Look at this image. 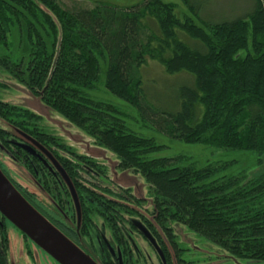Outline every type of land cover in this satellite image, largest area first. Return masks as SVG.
<instances>
[{
    "label": "trees",
    "instance_id": "1",
    "mask_svg": "<svg viewBox=\"0 0 264 264\" xmlns=\"http://www.w3.org/2000/svg\"><path fill=\"white\" fill-rule=\"evenodd\" d=\"M60 1L0 0V67L112 151L119 169L142 174L152 197L155 224L170 239L169 224L177 222L233 258L264 261V175L215 178L226 164L197 167L183 163L186 159L181 156L149 158L162 146L129 130L114 105L89 95L102 81L111 94L140 111L148 110L147 118L172 139L264 154V0H253L252 9L243 16L213 21L202 18L199 6L191 0H181L189 12L183 17L176 14L175 4L161 0H142L125 8L96 4L89 9L64 8ZM14 29L27 43L21 54L8 41ZM177 31L196 41L194 47L181 41ZM147 59L158 62L167 74L184 72L191 77L192 85L177 91L175 112L155 113L144 105L139 71ZM18 131L51 151L78 193L85 190L76 166L63 153L75 155L87 166L96 160L71 150L46 129L38 114L0 100V152L29 170L65 221L71 206L62 205L66 199L62 204L55 202L48 169L10 143H25ZM8 179L26 200L36 197ZM106 194L110 199H104L105 212L116 247L118 236L123 237L117 231H124V214L129 213L112 200L117 193ZM7 223L0 215V264H9ZM81 224L86 228L83 235L88 239H83L89 245L88 255L99 264H116L107 245L92 236L86 213ZM63 234L79 244L70 234Z\"/></svg>",
    "mask_w": 264,
    "mask_h": 264
},
{
    "label": "rangeland",
    "instance_id": "2",
    "mask_svg": "<svg viewBox=\"0 0 264 264\" xmlns=\"http://www.w3.org/2000/svg\"><path fill=\"white\" fill-rule=\"evenodd\" d=\"M142 0H61L64 8L89 9L98 5H111L120 8L129 7L140 3ZM165 3L175 4V12L179 17L189 15L186 6L181 0H161ZM194 5L199 6V15L207 20H230L243 16L252 9L253 0H191ZM213 19V20H212ZM146 24L155 31L154 24L147 19ZM158 32V30H157ZM23 34V33H22ZM20 31L14 29L8 35V41L12 50L27 47V43L20 38ZM178 38L191 47L197 43L185 33L177 31ZM23 37V35H21ZM104 69L100 76L103 79ZM142 89L144 92V105L155 113H173L178 109L177 91L183 85H192V79L184 72L167 74L163 67L156 61L147 59L145 65L140 68ZM89 95L98 100L106 101L114 105L122 113V119L129 130L133 133L153 139L162 146L157 152L151 153L149 158H173L181 156L183 163H194L197 167L206 164H226L224 170L220 171L215 178L223 176H236L245 174L249 178L264 175V154L252 151L227 150L201 144H187L172 139L162 133L158 127L147 118L148 110H138L117 96L107 91L102 81L96 84ZM0 100L14 106L29 110L41 116V121L48 131L56 135L63 143L74 152L90 156L104 166L106 179L117 187L126 188L135 197L142 199L143 209L150 210L152 197L149 186L140 173L130 169H119L118 159L109 149L98 145L81 128L75 126L60 112L46 105L37 94L16 77L0 67ZM0 168L11 180L21 184L28 191L34 193L37 199L49 210L57 211L48 196L42 193L29 170L0 152ZM90 179V178H89ZM93 180V178H91ZM107 181V183H108ZM109 185V184H108ZM174 235V240L179 248V257L183 260L180 264H264V261H252L248 259L233 258L231 255L197 236L185 225L177 222L169 224ZM106 228V227H105ZM8 238L7 260L9 264H58L44 251L34 245L30 240H25L21 232L10 222L6 225ZM103 233L110 244H112L109 230L103 229ZM132 241L139 250V264H159L155 252L138 234L132 235ZM172 246L169 245L172 264H178ZM136 255V251H135Z\"/></svg>",
    "mask_w": 264,
    "mask_h": 264
},
{
    "label": "flooded vegetation",
    "instance_id": "3",
    "mask_svg": "<svg viewBox=\"0 0 264 264\" xmlns=\"http://www.w3.org/2000/svg\"><path fill=\"white\" fill-rule=\"evenodd\" d=\"M35 142L42 146L44 149H46L47 152H49V154L60 165V162L54 157V155L49 149L41 145L38 141L35 140ZM10 143L25 150L22 147L24 146V143L22 141L11 140ZM57 151L59 152L62 150L57 149ZM26 152L37 159L41 168L45 167L48 169L47 174L53 177L54 182V184H52L50 187L51 192H53L54 200L57 204H62V199H66V203L62 205L71 206V209L66 211L67 213H70L69 218H66L65 221H63L56 212H53L46 208L37 199L36 195V197H33V199L30 197L29 199L27 198L28 202L34 208H36L43 216H45L53 225L59 227V229L63 232L70 234L73 238H75V240L79 241V244L80 242L83 243L85 248L79 244L76 245L80 247L86 254H88L86 248L88 249L89 245L88 242L83 239L87 238V236L83 235V233L86 231V228L82 229L81 224V217L83 213L87 214V220L92 229V236L98 240L100 245L106 246L105 240L107 239L103 233V229L107 228L109 230L111 239H114L112 230L108 225L110 224V222H107L109 217L106 216L105 212L106 202L104 199L105 197H108L106 194V191H108L112 192L113 194L117 193V196L113 197L112 200L115 201L114 203L117 202L118 204L124 206L126 208V211L130 214H124V216L126 217L123 226L124 231H117L118 235H121V233L123 235V237L118 236L119 240H116V249L118 248L121 254V264H139L137 254L140 253L139 250L136 249L134 242L132 241V235L134 233L140 235L146 241V243L153 249L159 264H172L169 245L172 246L171 248L173 249L177 263L180 264L181 262H183V260L179 257V252L182 249L177 246L174 240V235H172V239H170V236L166 233V231L161 226L155 224V220L152 215V206L150 210L143 209V200L135 197L132 193H130L128 189L117 187L115 186V184L110 183L106 179L104 166L101 163L95 161L92 162L90 166H87L88 164L77 161V157L75 155L63 153L62 157H64L66 160H69L76 166L74 171L78 175L77 179L83 185L82 187L85 190V192H76L72 180L70 179L66 171L63 169V167L60 165L69 180L71 181L75 193L77 195L80 208V221L79 223H77V212L75 209V205L64 179L52 166L47 157L43 155V153H40L37 150H35V152L33 153H30L28 151ZM6 155L11 158L8 153H6ZM34 174L37 175L39 179L40 176L37 170H35ZM91 178H93V180ZM16 184L20 186L21 189L25 188L19 183ZM41 186H43L42 182ZM90 195H93L95 198H98L97 200L99 202L93 200ZM118 263L119 262H116V264Z\"/></svg>",
    "mask_w": 264,
    "mask_h": 264
},
{
    "label": "water",
    "instance_id": "4",
    "mask_svg": "<svg viewBox=\"0 0 264 264\" xmlns=\"http://www.w3.org/2000/svg\"><path fill=\"white\" fill-rule=\"evenodd\" d=\"M18 133L25 139L24 146L22 147L30 153L35 152V150L43 153L64 179L72 196L77 212V223H79L80 208L77 195L62 167L34 139L23 132L18 131ZM0 215L58 264H99L34 208L15 188L1 168ZM105 243L114 261L121 264L119 249H116L115 245L110 244L108 240H105Z\"/></svg>",
    "mask_w": 264,
    "mask_h": 264
}]
</instances>
